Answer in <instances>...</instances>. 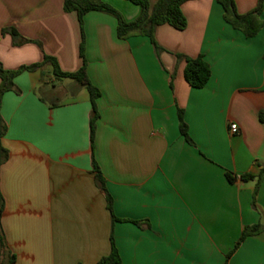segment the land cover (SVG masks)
<instances>
[{
    "label": "crops",
    "instance_id": "crops-1",
    "mask_svg": "<svg viewBox=\"0 0 264 264\" xmlns=\"http://www.w3.org/2000/svg\"><path fill=\"white\" fill-rule=\"evenodd\" d=\"M103 1L126 21L140 13L127 0ZM234 3L243 15L257 0ZM181 11L186 28L157 27L156 52L147 37L118 39L107 14L89 12L80 27L62 0H0L4 70L50 56L74 73L83 35L87 77L100 92L93 143L88 92L56 79L51 66L18 75L17 93L2 96L9 158L0 167V259L98 264L113 242L122 264H264V180L255 194L256 180L239 179L264 169V28L246 39L223 21L216 0L188 1ZM6 28L19 38L2 34ZM177 54L203 56L211 70L205 87L186 83ZM178 110L191 143L179 132ZM254 225L262 231L227 259Z\"/></svg>",
    "mask_w": 264,
    "mask_h": 264
},
{
    "label": "trees",
    "instance_id": "trees-1",
    "mask_svg": "<svg viewBox=\"0 0 264 264\" xmlns=\"http://www.w3.org/2000/svg\"><path fill=\"white\" fill-rule=\"evenodd\" d=\"M64 13H76L80 27H82V19L84 15L89 12H101L113 17L116 20V34L118 39L126 40L135 36L147 37L154 47L156 52L161 51L155 40L156 28L162 25H168L175 30L183 31L186 28V19L181 11L184 3L194 0H157L153 6H150L148 0H127L131 4L138 6L140 9L139 15L132 21H126L122 14L104 2L103 0H62ZM222 9L223 21L230 26L233 30L240 32L246 39L254 38L261 29L264 28V20L261 19L264 0H257L256 7L243 15L237 13L234 0H216ZM2 34H9L13 39H18L19 35L13 28H6L2 30ZM79 57L82 61L81 67L74 73H64L58 68L57 62L53 57L44 56L41 63L33 64L30 66H21L15 71H6L0 64V106L2 96L7 92L17 93L14 84V79L24 72H34L41 70L46 65L52 67V74L56 79H68L76 83L79 87L86 89L89 94L91 104V118H90V140L93 143L95 134L96 121L99 114L96 107V100L100 97V92L89 81L86 73L87 62L85 58V44L82 35V42L79 47ZM178 60L185 62L184 79L186 83L194 89H201L205 87L211 77V70L208 63L204 60L203 56L190 58L185 55L177 54ZM264 58V56H263ZM179 132L186 142L191 143L187 134V126L183 119V112L178 110ZM259 121L264 123V112L259 114ZM6 125L0 115V167L8 158V151L2 146V138L6 134ZM92 170L95 173V182L100 191L103 192L107 209L112 215V219L116 221L112 213V200L105 192L104 180L100 174L99 168L95 162L92 163ZM229 182L234 181V178L226 174ZM242 182L256 180L255 194L264 180V169L261 170L257 177L249 174H244L239 177ZM3 212V199L0 194V217ZM262 231L260 225L247 226L243 229L241 237L236 242L234 248L227 254V259L238 249L241 243L248 237L257 235ZM0 243L3 245V235L0 226ZM11 261H4L0 259V264H9ZM98 264H122L117 251L115 250L112 242V249L110 255L99 261Z\"/></svg>",
    "mask_w": 264,
    "mask_h": 264
},
{
    "label": "built area",
    "instance_id": "built-area-1",
    "mask_svg": "<svg viewBox=\"0 0 264 264\" xmlns=\"http://www.w3.org/2000/svg\"><path fill=\"white\" fill-rule=\"evenodd\" d=\"M229 131L231 134H236L238 132V127L235 124H230Z\"/></svg>",
    "mask_w": 264,
    "mask_h": 264
},
{
    "label": "rangeland",
    "instance_id": "rangeland-1",
    "mask_svg": "<svg viewBox=\"0 0 264 264\" xmlns=\"http://www.w3.org/2000/svg\"><path fill=\"white\" fill-rule=\"evenodd\" d=\"M67 81V80H66ZM48 86H50L51 87V84H49Z\"/></svg>",
    "mask_w": 264,
    "mask_h": 264
}]
</instances>
